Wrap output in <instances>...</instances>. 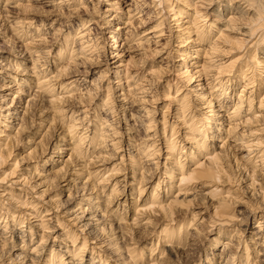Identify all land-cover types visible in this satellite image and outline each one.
Wrapping results in <instances>:
<instances>
[{"label":"bare ground","instance_id":"bare-ground-1","mask_svg":"<svg viewBox=\"0 0 264 264\" xmlns=\"http://www.w3.org/2000/svg\"><path fill=\"white\" fill-rule=\"evenodd\" d=\"M8 1L6 0V3ZM85 3V0H73L75 6L79 5L82 7ZM150 3H154L153 5L156 6L153 11L155 15L160 14V16H157L158 20L154 28L146 30L140 37H135L133 40L141 44L143 41L152 42L157 37L163 36V24H165L167 18L163 16L162 12L167 8V11L173 15L175 26L178 27L175 34L176 41H179V43L186 42V44L194 42L196 43L195 45L189 46H195L196 57L201 53L202 55L204 54L202 63L197 64V66H200V69L196 71L197 77L205 81L210 79L211 82H214L218 78L217 74L220 75L229 71L228 74L232 75H229L226 79L220 77L217 81L218 83H216L219 86L217 96L223 95L224 99L221 100V98L216 107L209 106L210 115H205L202 118L204 120L203 127L198 125V120L188 111L189 105L185 100H182L181 104L176 106L177 108L172 113L174 119L182 121L184 127H181L185 131V141L190 142L187 148L181 140L177 139V134L180 130L177 131L173 123L168 122L165 111L161 115L163 126L160 135L158 130L154 131L155 121L149 116L152 110L137 108V82L141 78L140 76H144L140 74H149L152 77L155 72H159L160 67H150V70L145 73L146 69L142 72L140 70L139 72H131L128 70L130 67L128 66L129 68H127V64H123V67L118 64L112 67L113 69L106 66L105 71L97 77L99 80L94 79L91 82V86L85 85V79H81L85 81L84 85L86 87L84 88H82L77 79L71 83L58 82L56 84L54 82L56 78L69 72V64L74 62L77 54L82 53L86 56V52L92 48L90 52L94 50L96 52L93 53L99 56V44H97L98 38L96 36L90 38V41H94L93 44L89 40L82 41L86 37L84 30L88 29V34L92 30V28H89L91 19L81 21L76 27L75 35L67 32L63 36L62 47L58 51L56 60L51 63L53 68L57 70L55 75L50 73L49 65H45L44 68L40 69L45 62L42 65H38L39 59L35 55V51L31 50L26 44L22 52L26 50L29 53L28 55L31 57L30 66H26L24 63L26 56L19 60L9 58L7 63L0 61L2 67L4 65L8 71L12 70L5 72L0 77L3 80L6 79L5 81L9 84L14 85V96L19 98V102H23L22 105L14 108L15 116L18 113L20 114L21 125L18 123L20 125V133L26 131L27 124L31 123V121L26 120V116L31 107L37 106L38 101L42 104L44 102L50 103L51 107L53 106L57 111L63 110L65 113L63 117L67 121L66 133L73 141L71 150L78 159L82 158L80 161L84 159L83 164H80L83 168H80L84 169L85 167L84 174L87 176V179L83 181L84 190L81 192V196L78 195L80 201L71 207L75 208L79 205L78 209L70 210L69 208L64 211L67 212L70 220L77 223L76 229L68 227V224L65 223L66 221L59 216L58 211L56 212L65 201L57 204L55 206L57 209L53 213L50 211L51 208L47 206L41 209L36 197L31 196L28 198L29 193H25L23 187L15 185H24L26 178L18 179L21 178V174L9 181L10 183L4 182L7 176L10 177L16 174H14L15 166L17 165L16 158H13V163L9 166V170L11 169L9 172L6 169H2V167L6 164V158H10L8 156L12 154L11 149L14 143L12 140L13 138L16 140L17 136H10L5 130V128L10 129L12 127L6 121L12 113L11 106L14 105L3 109V105H0V264H107V258L104 259L107 256L100 253L95 246H91V254L89 255L88 253L89 256H84L83 253L87 249L88 240L85 236H81L79 239V232H85L83 228L90 224L89 219L84 215L86 206L88 205V209L92 212L99 211L100 208L98 207H101L102 203L105 202V199L100 197L104 195L105 198L109 197L106 207H104L105 209L100 210L103 211L101 215L105 217L104 213H106L109 219L107 218L108 216L106 218L110 222L111 220H116V223H118L116 227L120 231L117 239L126 240L128 235L121 231L122 229L120 228L125 218L118 212V201L113 204L112 200L114 199L111 198L115 191H119L120 188L124 187L122 185L124 181L119 178H113L112 173L111 175H109L110 173L107 174V172L119 171L118 166H114L110 171L107 167H97L93 170H88L87 165L100 162L105 152L107 154L108 150L106 149L109 146L112 152L119 150L122 143L121 137H119L121 129L125 128V131L127 130V133H130V130L139 131L141 127L146 134L143 140L137 141L132 140L133 138L130 139V137L125 138L126 146H128L126 149L129 154L128 159H130V165H132L128 190L132 194L135 190L138 192V198L132 196L134 215L131 218L130 225L131 228L146 226L152 222L154 215L157 217L162 216L164 220L161 218V222H166L162 227V231L157 235L155 245L152 243L148 247L149 249H146L149 250L147 257H144L145 252L143 250L138 251L136 246L126 245L125 252H122V249L120 250L122 253L119 252L118 264H158L159 262L155 261L157 258L161 259L158 254L162 255L169 249L173 250L172 246L176 249L189 246L188 241L191 240L190 229H192L193 221L197 216L201 218L204 214L202 209L198 211L192 210L191 202L192 200L194 201V198L207 200L209 204H204V206L206 205V208L211 206L212 208L214 216L212 226L217 229V235L219 236L214 243V249L218 248L221 238L231 235L228 240L221 242V250L216 253L217 259L224 260L225 256H227L225 264H256L257 262L258 264H264V223L261 220L257 221L258 223L255 227L257 230L251 233L252 237L245 241L241 248L231 249L232 246H236L233 242L239 238L240 231L249 226H235V223H233L236 217L235 211L229 208L231 207L229 206L230 198L232 197L231 188L229 186L230 189L220 188L223 183H228L231 180L230 174L225 169L224 160L230 155L229 148H232L231 154L233 153L232 156L239 162L238 165L240 164L239 179L246 180L244 189L249 192L251 197H257L264 203V0H151ZM50 4L62 8L70 3L69 0H51ZM164 4L166 6L162 10L161 8ZM130 10L127 12V17L124 20L121 19L123 23L128 25L132 23L131 19L134 17L131 12L135 11V14H137L142 11L139 5L135 6L134 10ZM74 11H76L75 8ZM207 16H213L216 19L209 22L204 21ZM219 22L221 23L220 25L217 24ZM167 26L170 27L169 24ZM16 32L18 31L16 30ZM182 35H185V37ZM108 36L111 37L110 35ZM125 38L130 40L129 36ZM77 42L78 48L76 49L72 45ZM223 43L227 47H225L226 45L223 46ZM232 48L242 49V53L234 58L231 57L226 61H222L219 56L223 53H231ZM179 49L176 51L179 55H182L181 60H185L189 53V48ZM75 50H77V54H75ZM13 55L15 57L19 56ZM117 55L118 53L112 55V57ZM182 63L185 62L182 61ZM192 64H196V62H192ZM19 69L24 72L25 75L23 77H17L15 74L16 70L20 71ZM109 73L115 77L113 84L116 85V89H112L108 85L101 87V85L98 86L96 84V81L100 82L102 79H107ZM192 78L188 74L187 82L189 81L188 79L191 80ZM232 78L235 79V86L236 83H239L238 80L243 81V83L236 94L237 101L228 108V104L231 101V93L229 95L228 89L230 88L229 84L234 82ZM10 86L6 85V87ZM77 89H80L81 92L85 90L83 96L90 99L98 96V91L101 92L103 90L105 94L100 98L99 102H93L91 108H88V103L85 107H82L83 104L80 105L78 104L79 102L76 103L74 101L76 99L74 92ZM167 89L168 91L164 92V95L170 96V83ZM179 90L180 88L176 87L177 93ZM23 94L25 95L24 97L22 96ZM176 97L173 96V99L176 100ZM84 100L85 98H83ZM211 103L212 100L208 102V104ZM118 107H120L119 110ZM221 110H225L226 113L219 114ZM142 111L144 114H141ZM118 112H122L123 118L118 115ZM30 113H32V110ZM89 114L91 115L89 116ZM214 116H217V118L214 120L215 123L211 124ZM239 129L242 131H239ZM112 137L119 138L115 142ZM160 144H163L165 148L164 154L166 156L163 161L157 159L160 155ZM240 151H243V153L241 154ZM119 159L122 162L123 155ZM158 165H161V169L163 168L162 172L161 170L157 171ZM60 169H64L63 165H61ZM155 170L156 177L155 175L153 177L150 175L151 178L148 182H151L150 187L153 183L151 180L155 179L156 183L141 200L145 190L143 186L145 184L144 180H147L145 171L151 174L150 172ZM87 181L92 182L91 187H88L87 184L89 183ZM241 187L243 188V186ZM107 190L109 191L108 193H106ZM69 197L70 194L68 195ZM18 208L25 209L20 210ZM177 213L188 218L183 221V225H173ZM189 215L192 217H190L191 221H189ZM246 217L249 218L247 215ZM27 218L33 221L26 223ZM167 218L169 220H165ZM255 218L253 216V220ZM85 219L87 220L84 221ZM103 220L102 218L101 221ZM82 221L84 222L78 225ZM232 232L233 234H231ZM50 241L53 243L50 245V249L47 250L46 245ZM159 243L162 246L157 249V246H160ZM55 245H57L58 249L54 248ZM156 250L158 254L155 257ZM5 255L10 256L4 258ZM140 255L143 256L141 257Z\"/></svg>","mask_w":264,"mask_h":264},{"label":"rangeland","instance_id":"rangeland-1","mask_svg":"<svg viewBox=\"0 0 264 264\" xmlns=\"http://www.w3.org/2000/svg\"><path fill=\"white\" fill-rule=\"evenodd\" d=\"M85 1L86 3L81 7L79 5L75 6L73 4V0H69L70 4H68V6L60 8L58 6H53L52 4H50L51 0H9L8 3H6V0H0V61H3L2 63H7V61H9V58L19 60L22 59V57L26 56L27 58L25 59L24 63L26 66H30L31 57L28 55L29 53L26 50L22 52L26 44V46H28L31 50L33 49V51H35L36 54H34L39 59L38 65H42V63L45 62V64H43L40 69L44 68L45 65H49L48 67L50 68V73L55 75L57 74V70L53 68L51 63L52 61L56 60L58 56V51L62 47L61 45L64 39L63 36L66 35L67 32H71L72 35H75L77 31V25L81 21L91 19L89 22L91 24L89 28H92V30L89 34L87 33L88 29L84 30V32L86 33V37L83 38L82 41H90V38L96 36L98 38L97 44H99V56L98 54H94L96 52H94V50L90 52L92 48L90 49V51L86 52L87 57L85 56V54L83 55L79 52L78 55L77 50H75V54H77L75 56L76 61L74 60L72 64H69V72L61 75L62 77L59 76L60 78H56L54 82H56V84H58V82L71 83L75 81V79H77V81L80 82L82 88H84L86 87L85 85L91 86V82L94 79L99 80L97 79V77L99 76V74L105 71L106 66L112 68L120 64V67H123V64H127V68L130 67L128 69L129 71L139 72L140 70L142 72L146 69L145 73H147V70H150V67H160L159 72L157 71L155 72V75H153L156 78H154L153 76L150 77L149 74H140L144 76H140L141 78L137 82V108H148L150 109V111L152 110L149 116L152 117L155 121L156 125L154 124V131L158 130L160 132V135L163 126L161 115L165 111V116L168 122H172L177 131L180 130V132L177 134V139L181 140L182 143L188 148L190 142L185 141V131H183L184 129L182 128L184 127L182 121L174 119V115L172 112L175 111V108H177L176 106H179V104H181L182 100H185L189 105L188 111L192 113L191 115L194 116L196 120H198V125L203 127L202 124L204 123V120L202 118H204L205 115H210L209 106L212 105L216 107L218 101L221 98V100L224 99L223 95L217 96V89L219 88V86L216 83H218V79L220 77L226 79L227 77H229V75H232L230 73L228 74L229 71L221 73L220 75L217 74L216 76L218 78L214 82H211L210 79L205 81L204 79L197 77L196 71L200 69V66H197V64L202 63V61L204 60V54L202 55L201 53L198 57H196L197 54L195 53V46H189L195 45L196 43L194 42L186 44V42L179 43V41H176L175 34L178 30V27L175 26L176 23L172 13L168 12L167 8L163 10L166 4L162 5L161 8L163 10V16L167 18V20H165V24H163V36L157 37L152 42L143 41L141 44H138L136 40L133 39H135V37H140L146 30L154 28V25L158 20L157 16H160V14L155 15V12H153L156 6L153 5L154 3H150L151 0ZM137 5L141 7V13L139 12L135 14V11L131 12L132 15H134V17H132L131 19L132 23L129 25L123 23L121 19L124 20L127 17V12L130 9V11L134 10L135 6ZM74 8L76 11H74ZM214 19L216 18L213 16H207L204 21L209 22L210 20ZM168 24L170 25V27L167 26ZM217 24L220 25L221 23L219 22ZM16 30L18 32H16ZM108 35H110L111 37H109ZM126 36H129L130 40L125 38ZM182 36L185 37V35ZM93 42V40L90 41V43L92 44ZM225 45L226 44L223 43V46ZM77 46L78 42L72 45V47H75L76 49L78 48ZM187 47L189 48V53L187 54L185 60H181L182 55H179L176 50L179 48V50L185 49ZM225 47H227V45ZM233 49L234 48H232L231 53H223L219 56V58H222V61H226L231 57L234 58L236 55L238 56L242 53V49ZM116 53H118V55L112 57V55ZM13 54L19 56L15 57V55ZM182 61H184L185 63H182ZM192 62H196V64H192ZM64 63L66 62L64 61ZM10 71L12 70L10 69ZM10 71L5 69L4 65L3 67L0 65V75H4L5 72ZM15 74L17 75V77H23L25 75L21 70H16ZM156 74L158 75L156 76ZM188 74L193 78L191 80L188 79L189 81L187 82ZM114 78L115 77L113 76V74L109 73L107 79H102L100 80V82L96 81V84L98 86L101 85V87H106L108 85L112 87V89H116V85L113 84ZM81 79H85L86 84L85 81ZM232 79L233 81L235 80L234 78ZM5 80L6 79L3 80L0 77V105H3L2 109L14 105L11 106L12 113L6 121L9 126L11 125L12 127L10 129L5 128V130L10 134V136L13 135L17 137L16 140L15 138H13L12 140V142H14L11 149L12 154L8 156L10 158H6V164H4L2 169H6L9 172L11 170H9V166L13 163V158L17 159V165L15 166L17 169L15 168L14 172V174H16L10 177L7 176L4 182L10 183L9 181L17 178V176L21 174V178L18 179L22 180L23 177L26 178L25 183L23 181L24 185H15L17 187H23L25 193H29L28 198L31 196L36 197V199L40 203L39 206L41 207V209L46 208L47 206L48 208H51L50 211L53 213L57 209L55 206L60 202L65 201L60 209L56 210V212L58 211L59 216L64 221H66L65 223L68 224V227H70L71 229H76L75 226H77V223L70 220L67 212L64 211L69 208L70 210L78 209L79 205L75 208L71 207L78 203V201H80L79 196H81V192H83L84 190L83 181L87 179V176L84 174L85 167L84 169H81L83 168L81 165L83 164L84 159L83 161H80V159L82 160V158L78 159V157H76V155L73 154V151L71 150V147H73V141L69 136H67L66 133L67 131L65 128L67 127V121L63 117L65 116V113L63 110H61L62 112L60 110V112L57 111L55 108H53V106L51 107L50 103L44 102L42 104L38 101V107H31L30 111L32 110V113H30L29 111L30 114H27L28 119L26 116V120H28L29 122L31 121V123L27 124L28 127L26 131L23 130L24 132L20 133V114L18 113L15 116L14 108L22 105L23 102H19V98L14 96V85L9 84ZM238 82L239 83H236V86L234 85L235 81L232 84H229L230 88L228 89V92L229 95L231 93V101L228 104V108L233 106V104L237 101L236 94L239 92V89H241L243 81L238 80ZM169 83L171 84L170 96H165L164 92L168 91L167 86L169 85ZM6 85L11 86L6 87ZM176 87L180 88L178 93L176 92ZM83 92H81L80 89L75 90L74 96L76 97V99L74 101L76 103L79 102L78 104L80 105L83 104L82 107H85V105L88 103V108H91L93 106V102H99L100 98L105 94V91L103 90L101 92L98 91L97 93L99 95L97 94L98 96L90 99L83 96ZM22 96L24 97L25 95L23 94ZM173 96H177L175 98L176 100L173 99ZM83 98H85L84 101ZM211 100L212 103L208 104V102ZM47 106L49 109L47 108ZM44 109L47 110L45 111ZM119 109L120 107H118V110ZM221 113L226 112L225 110H221L219 114ZM121 114L122 112H118V115L122 117ZM141 114H144V112L142 111ZM90 115L91 114H89V116ZM216 118L217 116H214L212 118L211 124L215 123L214 120ZM18 123H20V125H18ZM241 129H239V131H242ZM144 131L145 130L142 127L139 129V131L130 130V133H127L128 131H125V128L121 129L119 131L121 133L119 137H121L120 140L122 143L119 150L117 152H112V150H110L111 147L109 146L107 149L105 148L108 151L107 154L105 152L103 156L104 158L107 157L105 158L106 160L109 159L107 160V162L102 157V159L100 160L101 163L94 162L87 165V169L89 168L88 170H93L97 167H107L108 169H110V171L114 166H118L120 172L113 171L115 172L113 173L111 171L107 172V174L110 173L109 175H111L112 173L113 178H119L121 181H124V183H122L124 187L120 188L119 186L120 190L115 191V193L112 194L111 198L114 199L112 200L113 204L114 202L118 201V212H120V214L125 218L120 228L122 229L121 231L125 232L126 235H128V237H126L125 241H123V239H117V235L120 234V231L118 230L119 228L116 227L118 226L116 220H111V222L108 221L109 216L106 215V213H104L105 217H102L101 214L103 213V211L100 210L105 209L104 207H106V203L109 197L107 196L105 198V196L102 195L100 198L105 199V202L102 203L101 207H98L100 208L99 211L96 210V212H92L88 209L87 205L84 212V215H86V218L89 219L90 222V224L85 227L86 229L83 228V231L85 232H79V239L81 238V236H85L88 240L86 246L87 249L83 253L85 257L91 254V246H95L96 249L100 251V253H102L104 256H107L104 257V259L107 258L108 260L106 261L107 264H118V256L120 255V253L125 252L124 249L126 248V245L136 246L138 251L143 250L145 252L144 257H147V255H149V250L146 249H149L148 247L152 243L155 245L157 235L162 231V227L166 222H161V220L163 219L162 216L157 217L156 215H154L152 217V222L147 224L146 226L143 225V227L139 226L131 228L130 225L131 218L134 215L132 199L133 197L138 198V192L137 190H135L132 194V192L128 190V187H130L129 183L131 180L132 165H130V159H128L129 154L126 150L128 146H126L125 138L130 137V139L133 138L132 140L141 141L146 137ZM118 138L112 137L115 142L118 140ZM160 147V155L157 157V159L159 161H163L166 156L164 154L165 148L163 147V144H160ZM59 148L61 149L59 150ZM105 149H103V151H105ZM231 150L232 148H229L230 155H228L227 159L224 160L225 169L230 174L231 180H229V184L227 182L223 183L220 188H231H229L232 193L229 206H231L232 208H229L230 210L235 211L236 217L235 221L233 222L235 223V226H249L247 227L248 229L246 228L244 230H241L239 238H237L238 240L236 239V241L233 242L236 246H232L231 249L236 250L237 247L241 248L242 245L245 244V241L249 240L250 237H252L251 233H254L257 230V228H255L256 224L258 223L257 221L261 220L264 223V203L257 197H251L249 192L244 189L246 180L243 181L239 179L240 164L238 165L239 162L236 161V159H234V157L232 156L233 153L231 154ZM240 152L241 154L243 153V151ZM109 155H111L113 158L111 156L109 158ZM121 155H123L122 162H120L119 159ZM72 161L75 162L73 163ZM61 165H63L64 169H60ZM158 170H161V172L163 171V168L161 169V165H158L157 171ZM63 171L64 173H62ZM145 173L147 180H144L145 184L143 186L145 190L142 194L141 200L146 195V193L150 191L151 187L155 185L154 183H156L155 179L151 180L153 181V183L150 187L151 182H148L151 176L153 177L155 175L156 177V170L154 172H150L151 174H148V171H145ZM87 183H89L87 184L88 187L92 186V182L90 183L89 181H87ZM241 186H243V188ZM108 192L109 191L107 190L106 193ZM69 194L70 197L68 198ZM198 199L194 198V201L192 200V210L198 211L199 209H202V211H204V214L201 218L197 216V218L193 221V225L191 227L192 229H190L191 240L188 241L190 245L178 249L172 246L173 250L169 249L162 255H159L156 250L155 257L156 254H158V257L161 256V259L157 258V260H155L159 262L158 264H211L212 262L213 264L226 263L227 256H225L224 260L217 259L216 253L221 250V242L228 240L231 235L221 238V241L217 246L218 248L214 249V243L218 240L219 236L217 235V229L212 226V221H214V216L212 214L213 211L211 206H208L206 208V205L209 204L207 200L202 198ZM204 204L206 205L204 206ZM18 209L24 210L25 208ZM246 215L249 218H247ZM253 216L256 217L254 220ZM175 217V221L173 222L174 226L180 224L183 225V221H186L188 219L182 214L178 213L175 215ZM190 217L191 215H189V221H191L192 218ZM102 218L104 219L103 221H101ZM28 219L29 218H27L26 223L33 221L32 219ZM87 219H85L84 221H86ZM165 220H169V218ZM84 221L78 223V225L83 223ZM231 234H233V232ZM52 243L53 242L50 241V243L46 245L47 250L50 249V245ZM160 243V246H157V249L162 246ZM54 248L58 249L57 245H55ZM8 256L10 255H5L4 258H7ZM140 256L142 257L143 255ZM256 264H258V262Z\"/></svg>","mask_w":264,"mask_h":264}]
</instances>
